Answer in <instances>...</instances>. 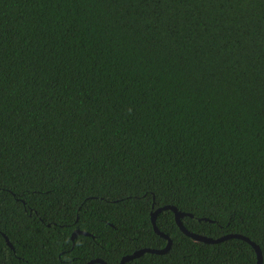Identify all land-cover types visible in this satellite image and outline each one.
Segmentation results:
<instances>
[{"label": "trees", "instance_id": "obj_1", "mask_svg": "<svg viewBox=\"0 0 264 264\" xmlns=\"http://www.w3.org/2000/svg\"><path fill=\"white\" fill-rule=\"evenodd\" d=\"M167 204L264 264V0H0V263L119 264ZM155 224L124 264H256Z\"/></svg>", "mask_w": 264, "mask_h": 264}, {"label": "water", "instance_id": "obj_2", "mask_svg": "<svg viewBox=\"0 0 264 264\" xmlns=\"http://www.w3.org/2000/svg\"><path fill=\"white\" fill-rule=\"evenodd\" d=\"M164 209H169L173 212L174 214V219H175V222L177 224V226L179 227V229L187 236L191 237L192 239L194 240H200V241H203V242H207V243H214V242H219L221 240H224V239H227V238H232V237H236V238H241L245 241H247L248 243L251 244V246L254 248L255 252H256V257H257V261H256V264H260L261 262V250L259 248V246L254 243L253 241H251L248 237L244 236V235H241V234H238V233H228V234H224V235H221L219 237H209V236H205V235H201V234H198V233H195V232H192V231H189L188 229H186L182 222H181V217L183 215H185L184 212H181L179 211L175 206L173 205H163V206H160V207H157L155 210H153L151 213H150V220H151V223H152V227H153V230L160 236L164 237L167 242L165 244L164 247L162 248H152V247H142V248H139V249H136L134 250L133 252L127 254V255H124L119 264H124L125 261L127 260H130V259H133V258H136L140 255H142L143 253L145 252H150V253H165L169 247H170V244H171V240L169 238V236L167 234H165L164 232L160 231L156 224H155V216L156 214L161 211V210H164ZM78 233H84V234H87V232H84V231H80V230H75L73 233H72V238L78 234ZM5 240H6V243L10 246H11V243L8 241L7 237H5ZM95 262H99L101 264H106L105 261H103L102 259H99V258H94V259H90L89 261H87L85 264H92V263H95ZM2 264V263H0Z\"/></svg>", "mask_w": 264, "mask_h": 264}]
</instances>
